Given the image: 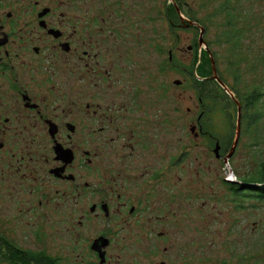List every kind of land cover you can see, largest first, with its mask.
Returning a JSON list of instances; mask_svg holds the SVG:
<instances>
[{
  "label": "flooded vegetation",
  "instance_id": "obj_1",
  "mask_svg": "<svg viewBox=\"0 0 264 264\" xmlns=\"http://www.w3.org/2000/svg\"><path fill=\"white\" fill-rule=\"evenodd\" d=\"M130 7L127 0H0V264H19L20 251H43L63 264L61 256L43 248L22 246L17 227L26 217L33 232L25 233L40 239L51 220V206H80L77 225L86 232L87 249L98 264L109 262L115 242L124 249L128 239L154 246H147L155 251L151 264H167L169 251L160 243L168 241V229L181 221L179 206L190 212L195 201L187 193L180 204L184 177L179 173L184 166L187 186L196 188L200 176L195 166L201 165L194 154L197 138L205 134L210 139L198 150L203 161L208 152L222 163L233 160L245 130L244 103L235 87L241 77L237 65L256 67L260 61L256 55L249 57L252 45L257 44V52L264 49L259 11H251L248 18L233 4L232 21L230 12L221 13L224 30L215 42L230 46L231 54L225 57L230 59L232 81L218 68V55L211 54L204 39L210 59V70L201 77L206 80L204 98H199L189 124L191 138L181 142L179 101H164L163 96V47L150 45L158 59L141 57L142 44L131 43ZM243 25L248 27L246 46ZM226 31L228 39L223 37ZM211 59L233 97L214 77ZM237 102L241 116L236 141ZM233 106L234 124L228 125L224 138H213L212 130L204 129L203 117L210 116V121L218 108L232 119ZM256 177L221 181L236 199L254 198ZM198 188L211 192L203 185ZM205 200L210 203L209 197ZM62 218L59 214L56 221ZM191 221L189 216L188 224ZM88 226H93L91 234ZM97 238L106 244L95 249Z\"/></svg>",
  "mask_w": 264,
  "mask_h": 264
},
{
  "label": "rangeland",
  "instance_id": "obj_2",
  "mask_svg": "<svg viewBox=\"0 0 264 264\" xmlns=\"http://www.w3.org/2000/svg\"><path fill=\"white\" fill-rule=\"evenodd\" d=\"M127 1L131 6L127 15L130 17L132 46L134 43L142 44L140 50L134 51L139 50L141 57L148 60L158 59L155 52L152 54L150 45L161 44L163 47L164 101L171 102L176 98L179 101V133L181 142H184L191 138L189 124L195 116L193 112L197 114L199 98H204V91L201 90L203 84L194 80V78L202 80L201 76L197 75L196 71L194 77L188 73L194 48L196 49V47L188 49V46H193L194 43L197 45L198 32L196 34L191 27L183 26L179 18L180 14L178 15L177 9L172 6L173 2L170 0ZM221 1L223 0H175L180 5L185 18L192 19V14L205 27L206 45L211 54L218 55L216 60L218 68L223 71L228 80L232 81L233 78H229L230 68H227L230 59L225 57L227 54H231L230 46L228 43L215 42L224 30L223 15L212 16ZM229 1L232 5L239 6L242 14L248 18L251 11L258 10L260 27H264V0ZM240 29L241 35L244 36L243 46H246L248 44L246 39L248 27L243 25ZM252 36L255 37L254 32ZM260 38H262L261 34ZM257 47V44L254 47L252 45L251 51H249L250 58L261 57L260 61L255 59L258 63L255 67L256 72L243 71L246 68L244 63L237 65L241 72V78L235 87L241 94L246 87L250 88L252 84L261 86L264 90V49L259 46L260 51L257 52ZM145 49H147L146 56ZM169 51L172 54V59H169ZM202 51H206L204 45L201 50L198 49V57ZM199 62L198 59L195 67ZM209 64V60L203 63L206 66ZM204 71L207 72L205 67ZM175 79L180 80L179 85L173 84ZM262 103L264 105V98ZM188 108L191 109L190 112L187 111ZM230 111L232 113L231 121L225 112L218 108L212 112L210 121V116L203 117L204 129L212 130L213 138H224L223 134L225 133L223 132L228 130V125L234 124L235 107L233 106ZM206 122L208 126H206ZM260 137L264 138V117L250 129L245 126L233 160L225 163L217 160L213 156V152H208L206 160L203 161L198 150L200 144L207 143L205 141L209 142L210 139L205 134L197 138L196 144L199 145L195 146L194 154L198 161H201V165L195 166V171L199 168L196 176H200L195 181L196 188L187 186L186 180L189 173L184 166H180L179 173L184 177L180 187V204L183 201V196L186 197L187 193L194 195L195 201L193 206H190V212L186 210L185 206H179L180 211L183 209V213H180L181 221L172 229H168V241L160 243V247L164 246V249L169 251L167 264H264V201L258 197L252 198L247 195L239 196L236 199L235 195L226 191L221 181L224 177L234 180L238 177L247 178L257 175L256 169L262 159L261 151L264 147L263 141L260 142ZM203 165L206 168L210 167V171L203 169ZM199 185H203L205 191L211 190V192L205 193L198 188ZM206 196L209 197L210 203L205 200ZM79 208L80 206H51L48 210L46 208L50 213L51 220L43 228L44 236L43 233L41 235L39 233L40 239L38 240H33L31 235L25 233L26 230L27 232L28 230L33 232V230L28 229L27 218L23 217L17 224L20 231L19 236H23L21 245L43 248L51 255L61 256L63 264H98V260L87 249L86 232L77 225ZM20 213L24 214V211L22 210ZM59 214H63L61 223L56 221ZM189 216L192 217L190 224H188ZM98 226L101 227L102 224L99 223ZM86 229L91 234L93 226H88ZM121 235L128 236V232L122 231ZM147 246L154 248L152 245L133 239H128L125 242L124 249L115 242V245L111 246L108 251V254L111 255L110 260L104 264H113L115 259L118 260L116 264H151L150 258L154 257L155 251H149Z\"/></svg>",
  "mask_w": 264,
  "mask_h": 264
},
{
  "label": "trees",
  "instance_id": "obj_3",
  "mask_svg": "<svg viewBox=\"0 0 264 264\" xmlns=\"http://www.w3.org/2000/svg\"><path fill=\"white\" fill-rule=\"evenodd\" d=\"M172 6L174 7L173 4H172ZM178 6L180 8V5H178ZM230 6H232V5H231V2L229 0L221 1L218 5L217 9L215 11H213L212 16L217 15V14H221V13H224V15H225V13L227 15H229ZM181 11H182V9H181ZM230 14L233 17L230 20V21H232L235 18V16L232 15V12H230ZM191 17H192V19L199 22L198 19H196L194 15L191 14ZM181 23H183V22H181ZM229 26H231L230 23H229ZM185 27H187V26H185ZM192 29L196 34H197V32H199V29L197 27H194ZM227 36H229V31H226L223 34V37H227ZM228 38L229 37H227V39ZM197 46L198 45H196V43L193 44V47H196V49L194 48L193 59L191 61L190 67H188V73L192 77H194V72L196 71L197 75L204 77V76H206V74L210 70V64L208 66H206V65H203V63L206 62L207 60H209V62H210V59L208 58L206 51H202V54L200 55V57H198L197 53H198L199 48ZM199 50H201V49H199ZM198 59L200 62L195 67ZM202 60H203V63H201ZM236 63H237V61H235L233 63V65H235ZM204 67L207 69V72L204 71ZM246 69L253 71V73L256 72L255 66H249ZM236 70H237V68L235 67L233 69L234 75L236 73H238ZM240 78L238 80H236L237 83L239 82ZM194 80H196L197 82H200L202 84H204L206 82V80H203V79L197 80L196 78H194ZM201 90L204 91V89H201ZM238 92L240 93L239 90H238ZM263 98H264V90L261 88V86H256L255 84H252L250 88L246 87L245 90H243V94H241V99L243 100V103H244V105H243V119H244L245 126H248V129H250L253 125H256V123L261 121L264 117V105L262 103ZM261 141H263V144H264V138L260 137V142ZM258 144H259V141H258ZM261 157H262V159L259 161L258 167L256 169V174H257L256 182L259 183V186H258L259 189H258V187L256 189H257V194H258L257 197L264 201V185H263L264 184V147L261 151ZM19 264H56V259H54L50 256H47L43 251H38L34 254L29 253L28 251H20V253H19Z\"/></svg>",
  "mask_w": 264,
  "mask_h": 264
},
{
  "label": "water",
  "instance_id": "obj_4",
  "mask_svg": "<svg viewBox=\"0 0 264 264\" xmlns=\"http://www.w3.org/2000/svg\"><path fill=\"white\" fill-rule=\"evenodd\" d=\"M171 2H173L175 8L177 9L178 13L180 14V19L182 22H186V24H193V25H196L199 27V35H198V45L199 46H202L203 44H205L204 42V38H203V33H204V27L199 25L197 22H194V21H191V20H188L187 18H185L183 16V14L181 13L178 5L175 3V0H170ZM211 62H212V67H213V73H214V77L221 83L222 86H224V88H226V90L230 93V95L233 97V94L231 92L230 89H228L217 77L216 75V70H215V63H214V60L211 59ZM175 83L179 84L180 83V80L179 79H176L175 80ZM237 105H238V110H237V127H236V141L238 139V136H239V129H240V116H241V107H240V103L237 102ZM264 185V184H263ZM100 240H102L101 238H97L94 240L93 244H92V247H95V249H98L99 247L98 246H103L106 244V242H99ZM99 256H100V263H102L104 261V252L103 251H100L99 252Z\"/></svg>",
  "mask_w": 264,
  "mask_h": 264
},
{
  "label": "bare ground",
  "instance_id": "obj_5",
  "mask_svg": "<svg viewBox=\"0 0 264 264\" xmlns=\"http://www.w3.org/2000/svg\"><path fill=\"white\" fill-rule=\"evenodd\" d=\"M229 180H231V179H229Z\"/></svg>",
  "mask_w": 264,
  "mask_h": 264
},
{
  "label": "built area",
  "instance_id": "obj_6",
  "mask_svg": "<svg viewBox=\"0 0 264 264\" xmlns=\"http://www.w3.org/2000/svg\"><path fill=\"white\" fill-rule=\"evenodd\" d=\"M229 178V177H228Z\"/></svg>",
  "mask_w": 264,
  "mask_h": 264
}]
</instances>
